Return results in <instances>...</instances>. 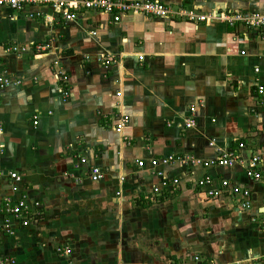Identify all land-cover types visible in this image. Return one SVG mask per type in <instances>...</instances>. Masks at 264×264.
<instances>
[{"label":"crops","instance_id":"obj_1","mask_svg":"<svg viewBox=\"0 0 264 264\" xmlns=\"http://www.w3.org/2000/svg\"><path fill=\"white\" fill-rule=\"evenodd\" d=\"M159 1L199 14L264 15V0ZM39 9H0V76L19 82L0 89V171L21 178L0 177V224L12 226V234L0 230V255L15 258L16 264H198L195 254L214 264H264L262 183L246 177L240 166L171 164L156 170L177 178V189L152 194L162 179L147 164L167 155L209 159L242 142L243 157L261 156L264 178V92H257L258 85L264 86L261 29L241 22L192 23L141 14L108 24L106 16L94 11H85L75 22L48 25L28 17ZM35 42H50L51 52L34 58L2 51ZM101 52L119 62L105 68L96 61ZM55 60L68 75L66 85L56 80ZM59 87L67 89V98ZM120 114L129 118L122 133L129 144L113 130ZM189 118L195 126L186 128ZM141 159L147 164L142 169L135 164ZM93 166L103 172L98 182L88 178ZM205 174L212 176L215 188L222 181L247 187L251 208L239 210L238 197L207 199L194 185ZM22 198L39 215L26 227L5 209V199L13 205ZM86 202L87 209L77 205ZM156 203L174 205L178 213L185 208L196 219L226 213L216 229L223 236L235 234L232 243L239 245L217 247L219 255L189 240L159 256L133 250L121 224L125 221L133 230L132 221L149 220L147 213ZM73 205L77 213L69 211ZM92 205L102 209L100 216L85 214ZM44 218L53 219L42 225ZM75 223L78 234L68 238L69 224ZM59 246H69L71 253H57Z\"/></svg>","mask_w":264,"mask_h":264},{"label":"built area","instance_id":"obj_2","mask_svg":"<svg viewBox=\"0 0 264 264\" xmlns=\"http://www.w3.org/2000/svg\"><path fill=\"white\" fill-rule=\"evenodd\" d=\"M40 8L35 12L28 13V17H36L42 20L43 23L52 25L53 22H75L85 11L98 12L101 15L107 17L108 24H116L121 21L123 17L129 15H143L149 18L172 20L179 18L187 22H225L228 25L234 26L235 23H244L248 27L261 29L264 35V15L259 14H241V13H228V12H211L208 14H199L194 9L187 7H178L172 9L169 5L164 4L159 0H0V9L8 8L12 11L19 12L25 8ZM49 9V12H44L43 9ZM91 36H95L96 32L91 31ZM52 46L50 42H35L26 45H11L2 48L4 53H30L32 57H38L44 52H51ZM98 61L105 68H109L119 62V58L111 54L99 53L96 56ZM53 71L58 82L66 85L68 83V75L64 68L60 67L57 60L53 62ZM258 72V69H255ZM10 84L17 85V80L12 81L8 77L0 76V89H3ZM58 92L67 98L69 93L67 89L59 87ZM257 92L262 94L264 92V86L258 85ZM120 93L116 95L119 96ZM194 107H190V112L194 113ZM115 125L113 130L116 134L122 136L124 127L128 124L129 118L125 114H120L115 119ZM36 124V121H33ZM186 128L195 126L193 118L186 119L184 121ZM122 139L127 143V138L122 136ZM244 148V144L241 142L238 144L236 150H230L223 152L220 155L214 156L209 159L197 158L193 155H167L161 158H153L147 164L154 170L155 174L162 180L159 181L157 186H153L152 194H159L161 191L169 190L175 191L179 184L177 178L168 179L164 176V172L156 170L158 166H169L171 164L177 165L182 168L200 167L202 169L211 168H231L234 166H240L243 169L246 177L250 178L254 182H262L264 184V178L260 172L261 156L257 153H251L248 157H243L241 150ZM81 159V162H84ZM135 164L138 168L142 169L146 167L144 160H136ZM156 170V171H155ZM6 176L7 178L19 182L21 180L14 172L0 171V177ZM88 178L92 182H98L103 178V172L99 167L93 166L90 169ZM122 180V179H121ZM195 187L199 188L201 194L207 199H218L225 197L237 198L239 210H249L252 205L250 190L245 186L231 185L226 181L220 182L217 188L214 187L212 176L205 174L201 178L194 182ZM145 199L154 201L152 196H145ZM6 211L13 218L17 219L22 227L28 226L29 223L37 221L39 219L38 213L31 211L27 201L25 199H19L13 205H9V200L5 199ZM38 203L34 205L37 206ZM0 230H4L7 234H12V226L6 221L0 224ZM59 254L69 255L71 249L69 246H59L56 249ZM193 262L198 264H214L213 262L200 258L199 255L192 257ZM264 260V256L262 258ZM0 264H16V260L13 257H6L0 255Z\"/></svg>","mask_w":264,"mask_h":264},{"label":"rangeland","instance_id":"obj_3","mask_svg":"<svg viewBox=\"0 0 264 264\" xmlns=\"http://www.w3.org/2000/svg\"><path fill=\"white\" fill-rule=\"evenodd\" d=\"M169 7L172 9H177V6L175 5H169ZM76 204L77 203H75L74 205ZM85 204L86 206L82 203L77 205L83 206L84 208L87 209V202ZM74 205L70 207L69 211L77 213L78 211H76L75 209L78 206H74ZM157 206H159V203L154 204L153 207L151 208L154 210L152 212L147 213L149 214L150 217L149 220L148 218H142L137 222L132 221L133 222L132 224L134 226L133 230L127 226L125 221H123V223L121 224L122 230H124L125 234L129 236L126 238V244L127 246H130L133 250H139V251H142V249L148 250L147 252H149L150 254L159 256L162 253V251L168 253L170 252V250H175V247L178 248L179 243L181 241L189 240L192 243H196V244L202 243L203 245L204 244L208 245L207 247L208 250H214L213 252H216V255H219L217 253V250L220 249L231 250L232 248L236 249L237 245H239L238 243L235 244L232 243L235 240L234 237L236 236L234 233L233 234L235 236L234 235L223 236L222 235L223 233H220L216 229L218 228V225L226 219L225 217L227 216L226 213L220 212L221 214H217V216L213 215L212 217L210 213H207L209 215L208 217L206 216L203 218L200 217L196 219L195 217L192 216V214H188L185 208L181 209L180 213H178L179 208L175 207L174 205H170L166 207H162V206L157 207ZM90 210H92L90 213L85 212V214L86 215L88 214L89 216H92L94 218L100 216L101 214L100 211H102L101 208L94 205L90 207ZM114 214H115V210H114ZM132 214H134V212ZM118 217L119 220L122 218L125 219L122 216H118ZM52 219L53 218L42 219L41 221L43 223L42 225L50 223ZM157 220L160 222H157ZM162 220L164 222H161ZM241 224L242 226H244L243 225L244 222ZM69 226L71 227L72 234L70 235V233H68L67 230H64L65 234L70 235L68 238L72 236H76V234H78V232H75L77 230L76 223L75 226H72L71 224H69ZM231 227L232 229L234 228L233 226ZM251 230H252L251 232L255 231V229H251ZM237 238L240 240L239 236H237ZM203 245H200V247ZM217 247H221V248L219 249Z\"/></svg>","mask_w":264,"mask_h":264},{"label":"water","instance_id":"obj_4","mask_svg":"<svg viewBox=\"0 0 264 264\" xmlns=\"http://www.w3.org/2000/svg\"><path fill=\"white\" fill-rule=\"evenodd\" d=\"M261 212H264V207L261 209Z\"/></svg>","mask_w":264,"mask_h":264},{"label":"trees","instance_id":"obj_5","mask_svg":"<svg viewBox=\"0 0 264 264\" xmlns=\"http://www.w3.org/2000/svg\"><path fill=\"white\" fill-rule=\"evenodd\" d=\"M161 201V200H160ZM148 206V205H147Z\"/></svg>","mask_w":264,"mask_h":264}]
</instances>
